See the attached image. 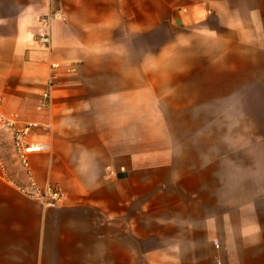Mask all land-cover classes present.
<instances>
[{"label":"crops","instance_id":"0c3cea01","mask_svg":"<svg viewBox=\"0 0 264 264\" xmlns=\"http://www.w3.org/2000/svg\"><path fill=\"white\" fill-rule=\"evenodd\" d=\"M0 113V264H264V0H0Z\"/></svg>","mask_w":264,"mask_h":264},{"label":"built area","instance_id":"2783aa9c","mask_svg":"<svg viewBox=\"0 0 264 264\" xmlns=\"http://www.w3.org/2000/svg\"><path fill=\"white\" fill-rule=\"evenodd\" d=\"M53 1V0H50ZM62 17L60 10H55L50 14L43 15L39 19V27L36 34V41L42 48L48 49L51 43V21ZM74 71V64L62 65L59 62L51 61L49 63V72L46 85L41 93V106H48L51 99L52 90L55 86L56 79L60 69ZM36 121H25L17 126L16 118L13 115H4L0 113V129H6L11 139V148L16 156L17 161L25 170L28 176L27 184L14 183L15 186L29 197L40 200L44 205L55 207L60 205L64 198V192L52 182L45 185L36 183L31 175L29 155L32 152L48 149V146L39 142H29L28 137L38 127ZM0 171L7 175V166L0 157Z\"/></svg>","mask_w":264,"mask_h":264},{"label":"rangeland","instance_id":"374dc122","mask_svg":"<svg viewBox=\"0 0 264 264\" xmlns=\"http://www.w3.org/2000/svg\"><path fill=\"white\" fill-rule=\"evenodd\" d=\"M234 121V120H233ZM229 134H232V138H233V140H234V142H240V139H239V137H240V135H239V133H235L236 131H234V130H232V131H227ZM227 136V135H226ZM217 137H218V141H221L220 139H224L223 137H225V131H222V130H217ZM220 143H222V142H220ZM227 147H225L224 145H221V144H218L217 146H216V152H217V154H220V153H224L225 152V149H226ZM233 148L235 149V148H239V147H236L235 145L233 146Z\"/></svg>","mask_w":264,"mask_h":264}]
</instances>
